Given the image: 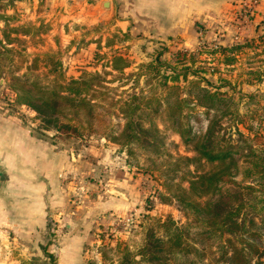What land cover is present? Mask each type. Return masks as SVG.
<instances>
[{"label":"rangeland","instance_id":"rangeland-1","mask_svg":"<svg viewBox=\"0 0 264 264\" xmlns=\"http://www.w3.org/2000/svg\"><path fill=\"white\" fill-rule=\"evenodd\" d=\"M35 1L41 7L46 4V0ZM263 1L259 0V5ZM109 2L116 9L110 4L104 7L99 3L93 9L90 5L73 6L66 0H57L47 2L50 6L46 11L41 8L34 17L32 0H0V36L27 59L33 74L46 73L52 68L51 62L56 61L69 80L81 73L111 71L113 65L119 68L128 65L125 74L137 73L141 64L150 63L161 53L160 60L176 68L177 73L188 69V79H193L192 73H196L195 76L207 79L214 87L224 85L221 92L226 97L232 96L238 109L235 119L238 125L228 127V131L233 137L239 131L264 147V4L262 12L257 11L258 5L255 12L246 15L239 0L237 9L226 13L224 9L204 20H195L182 35L160 37L150 33L151 28L130 19L127 26H122L123 18L129 15L120 12V0ZM117 58L122 61L114 63ZM180 84L184 85L181 80ZM0 85V109L29 119L39 133L58 136L41 123L35 112L17 105L14 93L3 82ZM142 85L140 81L139 86ZM131 86L129 82L119 89L121 98ZM209 117L201 109L188 112L195 137L205 131ZM121 125L122 121L113 116L110 130L115 132ZM64 138L82 150L77 160L72 161L76 164L75 171H66L60 181L66 208L50 216L38 236L4 226L15 247L40 246L41 253L14 251L16 264H57L58 246L68 237L66 227L70 222H74V233L88 231L82 247L87 264H112V249L117 245L135 250L142 228L151 219L170 218L177 225L186 223V214L164 185L167 178L157 158L138 149H132L130 155L126 148L96 136ZM168 142H173L174 147H169L167 154L174 158L191 157L178 136H170ZM174 184L171 182L172 190ZM110 197L123 203L120 207L107 204ZM68 215L76 217L75 220ZM262 241L246 240L260 249L264 248ZM261 261L264 264V255Z\"/></svg>","mask_w":264,"mask_h":264},{"label":"trees","instance_id":"trees-1","mask_svg":"<svg viewBox=\"0 0 264 264\" xmlns=\"http://www.w3.org/2000/svg\"><path fill=\"white\" fill-rule=\"evenodd\" d=\"M160 55L137 73L125 74L128 65H113L111 71L69 80L56 61L46 73L33 74L27 59L0 36V82L48 130L66 138L108 139L130 155L132 149L143 150L163 166L164 185L186 223L151 219L135 250L112 249V264H263L264 248L246 240L264 239V147L228 131L238 125V109L232 96L221 92L224 85L214 87L196 73L188 79V69L177 73ZM129 82L121 98L119 89ZM191 109L210 114L196 137L188 120ZM113 116L122 121L115 132L110 130ZM170 136H178L191 157L167 154L174 147Z\"/></svg>","mask_w":264,"mask_h":264},{"label":"crops","instance_id":"crops-1","mask_svg":"<svg viewBox=\"0 0 264 264\" xmlns=\"http://www.w3.org/2000/svg\"><path fill=\"white\" fill-rule=\"evenodd\" d=\"M52 1L57 0H46V7H41L37 1L32 0L33 16L41 8L45 12L50 6L47 2ZM238 1L120 0L122 6L119 10L124 16L129 15L123 18L122 26H127L130 19L133 23L140 22L144 27L151 28L152 34L170 37L182 35L184 29L192 26L195 20H204L224 9L225 13L230 9H237ZM66 2L73 6L90 5L93 9L98 8L99 3L104 6L107 2L108 6L110 4L116 9L109 0ZM263 4L264 1L257 11H261ZM53 10L56 12L57 9ZM69 141L70 139H63L60 135L54 136L44 131L39 133L34 130L29 119L24 120L17 113L11 114L9 110L0 109V264H16L12 256L14 251L41 253L40 246L32 245V249L30 246L25 249L15 247L9 241L4 226H9L12 230L33 232V235L38 236L45 230L50 216H55V212H64L62 209L66 208V198L60 181L66 171H75L76 164L72 161H76L78 152H82L81 148L72 146ZM106 200L107 204L118 205L117 207L123 203L115 197ZM68 216L72 220L76 218ZM66 228L68 237L58 246L57 264H87L83 258L82 247L88 231L74 233V222L68 223Z\"/></svg>","mask_w":264,"mask_h":264},{"label":"built area","instance_id":"built-area-1","mask_svg":"<svg viewBox=\"0 0 264 264\" xmlns=\"http://www.w3.org/2000/svg\"><path fill=\"white\" fill-rule=\"evenodd\" d=\"M241 5L244 14H252L259 5V0H241Z\"/></svg>","mask_w":264,"mask_h":264},{"label":"water","instance_id":"water-1","mask_svg":"<svg viewBox=\"0 0 264 264\" xmlns=\"http://www.w3.org/2000/svg\"><path fill=\"white\" fill-rule=\"evenodd\" d=\"M107 6H108L107 3H105V4H104V7H107Z\"/></svg>","mask_w":264,"mask_h":264}]
</instances>
